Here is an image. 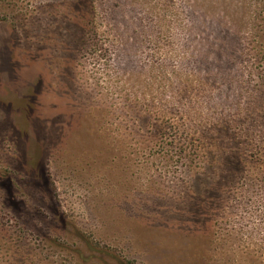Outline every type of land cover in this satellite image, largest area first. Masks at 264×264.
Here are the masks:
<instances>
[{"label":"rangeland","instance_id":"obj_1","mask_svg":"<svg viewBox=\"0 0 264 264\" xmlns=\"http://www.w3.org/2000/svg\"><path fill=\"white\" fill-rule=\"evenodd\" d=\"M263 11L0 0V264H264Z\"/></svg>","mask_w":264,"mask_h":264},{"label":"trees","instance_id":"obj_2","mask_svg":"<svg viewBox=\"0 0 264 264\" xmlns=\"http://www.w3.org/2000/svg\"><path fill=\"white\" fill-rule=\"evenodd\" d=\"M263 25H264V19H263ZM262 32H263L262 39H263V45H264V26H263ZM261 52L264 55V46H263V48H261ZM7 179H9V176H7L6 174H0V180H6L7 181ZM9 182H10V186H9L10 198L13 201V203L16 204L17 197L14 194L13 187H12V184H11V180Z\"/></svg>","mask_w":264,"mask_h":264}]
</instances>
